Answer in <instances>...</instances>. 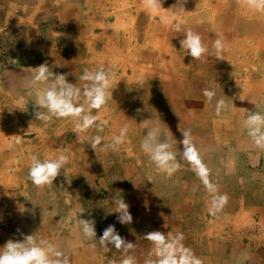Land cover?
<instances>
[{"label": "rangeland", "instance_id": "obj_1", "mask_svg": "<svg viewBox=\"0 0 264 264\" xmlns=\"http://www.w3.org/2000/svg\"><path fill=\"white\" fill-rule=\"evenodd\" d=\"M16 1L17 0H4L3 1L4 3L0 4V136L5 138V140L6 139L9 140V142L13 144H15L16 140H20V143L15 144L14 147L12 148L5 147L3 148L4 150L2 149L8 158L7 160H3L0 158V171H1L0 179L1 177L9 178L11 182L10 185L9 184H6V186L0 185V232L7 229H8L7 231L11 229H15L14 225L17 222L16 221L17 217L18 216L22 217L23 219L26 220V224H24L25 225L24 226L20 224V221H18V224L20 226L17 227V230L22 232L17 234L23 235V236H18V238L23 240L24 236L33 235V228H34L33 220L35 219V221L38 222L43 211L47 210V211L57 212V216L60 217V219H62V224H61L62 228H60L56 224L55 228L52 229L50 228L48 230L46 229L47 233L42 239L51 243L52 242V240H50L51 238L55 239V237L61 236V235H56L54 232L62 231L63 232V236H61L62 239L53 240L54 242L58 243V244L54 243V245L58 250L61 251L62 249H64V245H63L64 244L63 242H65V239H63L64 236L69 238V236L71 235L70 233H74L75 235L79 234L80 236H76L75 238H73L72 242L80 241L83 246L84 245L90 246L91 248L93 246L95 249L99 250V256H110L108 255L107 251L104 248H101L102 245L99 242V238L102 236L103 231L109 225H114L116 231L121 235L122 238L128 237L127 233L128 234L130 233V228L132 224L142 225V226L145 225L144 227H146L148 233L151 231L159 230L167 238H171L170 235H168L171 233L168 232L169 229L168 230L164 228L157 229L159 227L155 226V223L152 224L146 222V218L144 214L146 215V217L148 215L158 217L159 222H161L164 219L162 218L161 220L160 216L161 217L165 216L166 218L168 216V218H173V220L177 219V221L179 222L178 225L180 224L190 225L191 223L193 224L194 220L191 219L187 220L186 216L189 215V212L187 214H184L186 213V211L174 212V213L172 212L171 215L168 214L170 210V199H172V196L171 195L164 196L165 192H167V194H171L172 192L177 193V191L183 190L185 185H188L189 188L199 189L200 191L211 190L212 192L211 197L207 199L209 202L212 201L213 204L217 205L216 201L220 200V197L225 194L226 190H224V188L228 189L227 186L221 184H227L229 187V180L224 178L225 175L223 174V169L221 168V166L215 165L217 162L220 163L221 158H224V160H226V156L224 154V151L222 153V149L226 150L227 145L220 144L221 143L220 137L219 139L216 138L217 135H219L220 131L215 132L214 129L217 128L216 130H219L218 127H220L221 124L226 123L225 120L227 117L226 115H224V110L219 114H217V112L216 113L212 112L213 113L212 114V113H208L209 111L208 109H206L209 115L206 117V122L203 124L200 123L198 119H195L197 117L194 118L189 117L191 122L187 121L188 117L186 121H184L185 116H180V117L176 116V119L173 122L175 116H172L171 124L157 127L160 129L162 133L161 139H163L164 136L166 135L168 138L175 139V141L177 140V138H179L180 135H182L181 130L190 129L191 133L194 134L195 138L197 139L195 145L198 150L201 163L206 168V171L203 174H199V175H198V167L194 162L193 164L185 159H182L183 147H180L179 145H177V143H175L173 147V151L177 153L178 162L179 163L181 162L180 169L171 177L161 172L155 166V164L149 159L148 155L145 154L144 151L142 150L141 144L147 132L150 130L149 124L153 123L156 120L155 112L145 114L143 109L147 108L149 110L151 109L153 110L156 106V102L161 101L160 99L147 101L146 94L144 96L140 94L141 90H139V85L142 88L145 86V82L144 83L141 82L143 85L138 82L136 84V88L138 87V89L133 88L132 84L130 86L128 83L124 84L125 86L129 87L130 92L131 91L132 92L131 94L125 93V96L129 97L128 100H124L126 102V105H128L127 106L128 111L126 117L128 120V123L126 124L127 134L124 138V143L119 146L118 151H112L111 149L107 151L102 150L106 144L110 143L115 136H118L120 134L119 129H114L111 127V130L109 131L107 130V124L104 121H108V116L105 113V110L102 108L99 111L92 109L89 112V115L97 116L99 118L98 122L102 123L103 125L102 131H97L93 127V128H89L84 133H77L75 131V124L72 125L71 123H69V121L67 122V124H64L61 129V127L58 126L56 123L63 121L64 119L53 118V120L50 121L51 123L49 122L53 127V130L49 129L47 130L48 132H43L45 131L44 129L46 128L47 123L41 120L39 121L38 119L35 118L34 114L35 111L38 109H35L34 107L35 104L34 96L36 89L32 84V79H33V74L37 71L35 67L47 63L48 61L47 59L49 57L48 51L50 50L51 45L55 44V42L53 43V41L58 42L59 46L61 47V52L59 53L60 57L64 62V67H68L67 68L68 70L63 69L64 67L60 68V71H62L63 75L64 72H66L65 73L66 79L67 76L69 75H71L70 78H74V76H82L83 73L85 72L84 70H82L84 69V67H86L88 71H96L99 69H103V67L99 68L95 61L91 60L89 62L88 60H86L87 57L83 54V52L85 51V47H83L85 46L84 43L82 42L76 43L74 41L69 42L66 39L67 37L65 36H67L68 33L66 32L65 27H63L62 24H60V22H63V20H61L57 14L52 13L51 15L50 14L47 15L46 13L45 16H42L41 14H43L44 12L43 10L45 5L38 3H36L35 5L32 3L31 0V3H29L28 6H25L26 10H28L29 12L25 11V16H24L20 14V11L15 10L16 5L12 6V4L15 3ZM80 1L82 2V0ZM87 1L90 0H83V3L85 4V8H86L84 12L80 10V7H76L78 18H80V13L86 17L93 16L92 13L94 8L96 6L97 8L100 6V3H96V2H100V0H94L92 1L93 6L91 7V9H88L89 5L87 6ZM108 1L109 0H106L105 2L107 3ZM116 1L117 4H122V2H125L126 0H116ZM180 1L181 0H162V8L159 11H162L163 9H169L170 7H172L173 11L170 10V12L167 14V17L173 19L177 15L180 16L181 17L180 21L182 22V25L185 23L186 25L191 27L190 28L191 30L195 29L194 32L196 33H198L200 29L207 28L208 25L211 24L210 15L207 14L208 11L207 3L202 6L201 5L202 1L200 2V0H191L192 3L191 6L187 8L184 7L183 9L180 7L181 11L179 12L177 6H179L178 3ZM205 1L210 3V7L212 6V0L210 1L205 0ZM104 9H108V10L103 11L102 8H98V16L104 15V17L106 16L108 20L98 21V22L100 23V25L106 24L107 26L111 27L115 23V21H113V14L111 13L112 9H109L107 7H105ZM9 10H12L13 12L10 14V16H6L5 14ZM145 10L147 9L145 8ZM227 10L229 11V9ZM127 11L128 10L123 12L127 13ZM32 12H34L32 21L28 23L29 19L27 18V14L31 15ZM199 12L200 14L197 15ZM190 13L195 14L193 15V17L194 16L195 17L192 18V15ZM259 14L260 12H257L255 14L253 13L252 15L241 19L242 21L245 20V22H247L249 26L253 27L251 32H249V30L243 31L245 34H242L241 30L232 28L231 27L232 24L231 26H228L227 23H229V18L223 15V18L225 16L224 18L225 20H222L224 22V26L222 28L223 34H220L221 37L220 39L222 40L223 44L225 40L229 42L234 39L239 44H243L242 42H244L246 44L251 45L250 42L244 41V37L246 36L249 41H252L251 35L252 34L258 35L256 28L259 29L264 28V17H259ZM128 15L126 17L120 18L117 21V23L114 25V27L118 29V32L122 34H123V28L126 27L128 29L131 28L129 30H131L132 34L127 35L128 33L127 32L126 35L124 36L120 35L118 37L120 38L121 41H123L126 38L130 45L127 49H125V51L131 50V52L127 54H129L128 57L132 59L129 60V63L125 66V70L127 74H129L134 67L138 68L143 66H149L154 63L152 62L153 60L151 62L148 61L150 59L148 58L147 55L141 54V52H148V53L154 52V46L152 44L148 43L146 46L142 47L144 44L142 45L141 43V41H143V34H142V29H140V27L141 24L146 22L143 21L142 19L144 17H148L149 15L144 14V12L141 11L139 15H137L134 11L132 12L129 11ZM186 15H189L190 18L187 17ZM14 17L20 18L22 23L20 25L19 24L17 25L15 23L16 19ZM260 20L262 22L261 27L259 26V22H258ZM180 21L179 23H181ZM98 22L95 21V23L94 22L91 23V28H90L91 30L89 29V31L91 32V35L95 39L98 38L101 40L103 39V37H101L102 36L101 33L102 31H104V29L102 27H99L100 25L98 26ZM173 23L177 24L176 21H174ZM56 28L57 30H55ZM170 31L173 33V35L174 34L178 35L179 39H180L179 35L183 36V33L175 32L173 30V27H171ZM209 33H211L210 30L207 33V37H212V34L209 35ZM230 33H234L237 36L232 37ZM258 36H260L258 38L261 44L257 47L252 44L251 46L253 47L254 50H247V51L244 50L243 53L240 51L236 53L235 50L230 49V46L226 48L224 44L223 56L224 58L225 57L227 58L218 59L220 61V64H218L217 66L211 64L207 66L204 65V62L201 61L199 63L196 60V64L200 68H204V66H206L207 74L209 73L207 75L208 77L207 80L204 77H197L196 80L198 82L196 81L197 83L196 86L198 85L197 86L198 88L202 87V89L204 90L206 88L204 86L208 85L209 89L215 90V92H217L216 97L211 101L213 107L214 106L216 107L217 99L223 98L225 100V97H227L228 95L230 97H233L232 95L226 93L227 85L231 83L233 78H235V80L241 79L244 75V72L246 71V65L249 66L251 64L250 60L252 56L255 53L259 52L258 50L260 51L264 50V37H261V35ZM112 42L114 43L117 42L119 49L123 47L121 42L115 40H112ZM80 46L81 49L77 51V49ZM175 46H176V54L179 57L184 58V56L186 55L185 51L181 49L179 45H175ZM251 46H245V47L248 48ZM132 47L140 48L141 52H139L135 48L133 49ZM38 49H42L44 51L42 52L43 56L37 60H34V58L31 57V52L34 50L39 52ZM234 52L236 55L234 54ZM27 53L29 54L30 58H32L31 60L25 57L24 54ZM209 55L212 58L217 59L214 57V52L209 51ZM243 56L249 57V61L248 62L242 61ZM232 58H234V60ZM114 70L115 69H111L109 71L113 72ZM211 73H213L212 75L215 76L216 73L219 75L221 74L220 76L216 77L217 80H214V84H212L213 85L212 88L209 86L211 85L209 81L213 79L212 77H210L212 76ZM67 80L71 81L69 79ZM121 84L123 85V82ZM10 86L13 87L12 89L18 91V93L13 96H8L9 94L6 91L8 90V87L10 88ZM83 86L84 85H82V87ZM220 87L224 88V91L222 93H220V91L217 90ZM122 89L123 88H121V90ZM229 92L231 93L232 91ZM151 95L152 94H150V96ZM113 97L114 94L112 93L111 98ZM82 98L83 96L81 95V99ZM241 101H245V100H241ZM136 102L138 104H136ZM228 102L226 101V105ZM231 102L229 103L232 104L233 107H238L236 106V101L235 103L233 101ZM245 102H247L248 104L251 103L248 101ZM230 104L228 105L229 110L231 108ZM13 105H15L16 107ZM111 109H113L112 113H114V111H117V109H114L113 107H111ZM38 111L46 112V109H39ZM260 113L263 114L262 112ZM10 114L14 115V117L16 116L15 117L16 119ZM8 122H10L9 124L12 125L10 126ZM18 124H21L23 126ZM16 126L18 129L16 128ZM12 128L13 129L16 128L17 130L16 129L13 130ZM60 129L62 130V132H60L61 136L55 143L50 144L46 142V144H44V142H41L42 139L52 138L54 136L53 131L54 130L59 131ZM2 130L5 131L4 133L6 134H4ZM41 133L43 134L41 135ZM97 135H99L102 138L101 144L97 147L96 150L97 152L99 151V154L97 155L96 158H91V156H93V153L96 152L90 147V139ZM1 137L0 139H2ZM78 137H86V139L80 140L78 139ZM213 146H215V149H212L214 148ZM218 146L219 147L221 146V148H219ZM80 150L83 151L85 157L87 158L86 161L88 165L86 166H83L84 160H80L78 157H76L75 159L70 158V154H74L76 156L81 155ZM11 152H13V157L9 159V156L7 154ZM61 153L67 154L70 158L69 163L66 165L64 171L63 170L61 171V174L56 178V180H54L53 185L46 186L44 188L36 187L31 182L28 176L29 168L31 166V159L30 158L27 159V157L29 156L31 157V155L36 154L43 161L44 159L56 158ZM120 157L123 158V160ZM208 158H210L211 160ZM244 159H245V163L243 162L244 165L243 172L245 174L241 175V177H243L241 179H245V180H241V181L243 182L242 184L244 185V187H246L248 184L252 185L251 183L253 181L251 180V176L249 175V173L252 174L253 172L251 169L252 168L251 166L252 164L250 163L251 161H249L247 158ZM243 165H241L240 167H242ZM246 165L248 166L246 167ZM208 166L210 167L209 171L207 170ZM253 166L255 167V164ZM80 168L84 171L85 170L87 171L82 172ZM126 169L128 170L127 173H126ZM158 171L160 173L159 176L156 175ZM213 180L217 181L218 186L214 187L212 185L214 184ZM218 181L220 182L222 181V183L219 184ZM148 185H151L150 190H147ZM2 186H4V188L1 189ZM130 186H133L136 190L134 192L129 191ZM30 188H33V190L30 191ZM140 188H142L143 189L142 191L145 192L144 193L145 198L153 199V202L158 200L161 201L164 212L162 213L156 212L154 208H151L150 206V208L148 209H152V210H147L150 212L145 213L144 211L145 209L140 211L139 209L140 207L138 205L137 206L138 208L136 207L135 209L137 213L130 212L133 217L132 222L128 224H121L117 219L119 213L113 211L115 210L116 207L115 204L112 202L113 198L119 195L126 202V199L131 197L132 193L139 195L138 192L140 191ZM125 189H127V191L129 192L125 193ZM151 190H154L153 194L159 192L158 194L159 195L163 194L162 196L164 197L161 196L158 198L153 196V194H150ZM149 196H153V197H149ZM242 197L245 200H250L251 198L250 196L242 195L239 196L238 199ZM230 198H235V197H231V196L227 197V199ZM133 199L135 200V198ZM8 201L9 203H11V205L7 203ZM130 206L131 204L129 205V211H130ZM79 208H83L85 210V212L82 213L81 216H79V213L77 211ZM26 210L28 211V214L25 213L26 215H24V211ZM222 214H220V216H222ZM27 217H29V221ZM207 217L208 219H211L212 213L208 212ZM257 217L258 216L256 215L249 216V219L252 224V229L250 231L242 227L241 228L237 227L236 229L237 234L239 233V236H241L245 232H252L253 234L260 233L262 228ZM80 218L94 221V226L97 233L96 239L89 240L83 236L79 224ZM243 222H245V218L243 219ZM173 224L176 225L177 223L173 222ZM68 225L69 227H67ZM77 225L79 226L78 229L76 228ZM29 226H31V228H27ZM75 229L77 230L75 232H72V230ZM226 230L230 232V229H226ZM78 231L79 232L81 231V233H78ZM189 231L190 230L187 229V232ZM263 236L264 233L262 237ZM60 244H62L63 246L62 247L59 246ZM108 252L110 254L109 250ZM121 254L122 253L116 255L121 256ZM88 255L90 256V253L86 254V256ZM103 263L106 264L108 263V261H103Z\"/></svg>", "mask_w": 264, "mask_h": 264}, {"label": "bare ground", "instance_id": "obj_2", "mask_svg": "<svg viewBox=\"0 0 264 264\" xmlns=\"http://www.w3.org/2000/svg\"><path fill=\"white\" fill-rule=\"evenodd\" d=\"M201 1H202V3H201L202 6L207 3V6H208L207 14L210 15L211 24H209L207 28L200 29L198 34L202 37L203 42L208 46L209 51L214 52L213 42L216 40V38L220 39L221 38L220 34H223L222 33V28L224 26V22L222 20H225L224 19L225 16L229 18V23L230 24L227 23L228 26H231V24H232L231 27L234 28V29H237V30H241L242 34H245L243 31H248L249 30V32H251V30L253 29V27L249 26L248 23L245 22V20L242 21L241 19H243L245 17H248V16L252 15L253 13L255 14V13H257V11H254V10L250 9L249 7H247L246 5H243V4L239 3L238 0H212V6L211 7H210V3L209 2H207L205 0H200V2ZM208 1H210V0H208ZM96 3H100V2H96ZM178 4H179V6H177V9L180 12L181 11L180 7L182 9L184 7L187 8V7H190L192 3H191V0H181ZM88 5H89L88 9H91V7L93 6L92 1H87V6ZM105 7L109 8V9H112L111 13L113 14V21H115V23L111 27L107 26L106 24H102L101 25V27L104 29V31L101 33L102 34L101 37H103V39H101V40L98 39V38L95 39L91 35V32L89 31V29L91 28L92 21H87L84 17L83 18H81V17L78 18L76 7L74 8V10H70L69 8H66V10L64 12V16H65L66 20L64 19V21H63V27H65V30L68 33L67 36H65V37H67L66 39L69 42H73L74 41L76 43L77 42H82V43L85 44V46H83V47H85V51L83 52V54L87 57L86 60H88L89 62L91 60L95 61L99 68L103 67V69H105L106 71H108L111 74L112 87L114 88L112 90V93L114 94V97L110 98L108 103H107V105L102 108V109L105 110V113L108 116V121H104L107 124V130L108 131L111 130V127L114 128V129L121 130L122 128H125L126 124L128 123V120L126 118L127 117V111H128L127 110V108H128L127 106L128 105H126V102L124 100H128L129 99V97L125 96V93H130L131 94L132 91L130 92L129 87L124 85L125 83H128L129 86L132 84L133 88H136V84L138 82L140 84H142L141 82H143V83L145 82V86L144 87L141 88V86L139 85V90H141L140 94L143 95V96L146 94L147 101H152L154 99H160L161 100V101L156 102V106H155V108L153 110L152 109L149 110L147 108L143 109L145 114L146 113L155 112L156 120L153 123L149 124V126H150L149 129L150 130L153 129V128H157L158 126L171 124V117L172 116H175L174 119H173V122L176 119V116H178V117L185 116L184 117V121H186V119L188 117L187 121L191 122L189 117H191V118L197 117L195 119H198L200 121V123L203 124V123L206 122V117L209 115L208 113H212V112L216 113L217 112L216 111V107L215 106L213 107L211 102H209L207 100V98L203 95V92H204V90L206 88H208V85L205 84L206 86H204V87H206V88L204 90L202 89V87L198 88L197 87L198 85L196 86V84H197L196 83V81H197L196 78L197 77H204L207 80V78H208L207 75L209 74V73L207 74V70H206L207 67L204 66L205 69L204 68H200L196 64V60H193L187 54L184 56V58L183 57H179L176 54V46L175 45H179V47L181 48V45H180L179 41L184 38V34H183V36L179 35V37H180V39H179L178 35H176V34L173 35V33L170 31L171 27H174V25H175V23H173V22L176 21V23H179V21L181 19V17L178 16V15L175 18H173L174 21H173L172 18L167 17V14L170 12V10L173 11L172 7H170L169 9H163L162 11H159L156 14H152L150 11L145 10V8H144L145 6L143 4V0H140V1L139 0H126L125 2H122V4H117L116 0H109L107 3L105 2V5L102 8H105ZM50 9H51L52 13L56 12V8H54L53 6H50ZM227 9H229V11ZM126 10H128L127 13L126 12L124 13L123 11H126ZM129 11L130 12L134 11L137 15L140 14V11L144 12V14H148L149 15V16L147 15L149 18L148 17H144L142 19L143 21H146V22L141 24V27H140V29H142V34H143V41H141V43H142V45L144 44L142 47L146 46L148 43L152 44L154 46V52L153 53L141 52L140 48H135V47H132V48L133 49L135 48L136 50L141 52V54L147 55L148 58L150 59L148 61L151 62L153 60L152 62H154V63L152 65H149V66H143V67H138V68L134 67L130 71V73L127 74L126 70H125V66L129 63V60H132V59L129 58L128 57L129 54H127V53H130L131 50H126L125 51V49H127L130 45H129V42L127 41L126 38L123 41H121L120 38H118V37L120 35H123V36L126 35L127 32H128L127 35L132 34L131 30H129L131 28H129V29L127 27L123 28V34H122V33L118 32V29H116L114 27V25L117 23V21L120 18L126 17L129 14ZM60 14H61V12H60ZM199 14H200V12L197 15H199ZM85 15H87V14H85ZM189 15H186V16L189 17ZM191 15H192V18L195 17V16L193 17V15H195V14H191ZM223 15H225L224 18H223ZM31 16H33V15H31ZM259 17H264V13L260 12ZM165 19L171 20L172 24L165 23ZM19 20H17V22H16L17 25L18 24L20 25L22 23ZM132 20H134V19H132ZM28 21H30V20H28ZM258 22H259V26L261 27L262 26L261 20L258 21ZM60 23H62V22H60ZM99 25H100V23L98 22V26ZM182 27L185 30L191 28L188 25H186L185 23L182 25ZM256 29H257L258 35H261V37H264V28H260L261 30L259 28H256ZM55 30H57V28ZM209 30L211 32V33H209V35L212 34V37H207V33L209 32ZM142 34H141V36H142ZM230 34H231L232 37L233 36H237L234 33H230ZM62 35H63V32H62ZM258 35H254V36H256V39H257ZM95 37H96V35H95ZM112 40L121 42L123 47L121 49H119L117 42L114 43V42H112ZM244 41L245 42H250L251 45L253 44L256 47L261 44L259 41L258 42L257 41H254V42L249 41L246 36L244 37ZM54 42H55V44L51 45L50 50L48 52L49 53V57L47 59L48 61H47L46 64L49 66V68L54 73L62 74V71H60V68L64 67V62H63V60H62V58L60 57V54H59L61 52V47L59 46L58 42L53 41V43ZM64 42H63V44H64ZM242 43L243 44H239L234 39L232 41H229V42L227 40L224 41L225 47L227 48V47L230 46V49L231 50H235L236 53H238L239 51L243 53L244 50L245 51L254 50L251 45L246 44L244 42H242ZM245 46H251V47L246 48ZM80 49H81V46L77 49V51L80 50ZM211 49H213V50H211ZM18 52H19V50H18ZM135 53H136V51H135ZM234 54H235V52H234ZM24 55L29 60H31L32 58H39L40 57V53L38 51H36V50L31 52V57L32 58H30L28 53L24 54ZM243 57L244 58L242 59V61H244V62H248L249 61L248 57H246V56H243ZM232 59L234 60V58H232ZM201 61L204 62V65H207V66H209L210 64L211 65H216V66L218 64H220V61L218 59H214L211 56L209 58L202 59V60H200L198 62L200 63ZM88 64H90V63H88ZM67 68L68 67H64L63 69H67ZM108 68H109V70H111V69H115V70L113 72H110L108 70ZM82 70L85 71V70H88V69L86 67H84V69H82ZM220 70H221V68H220ZM65 73L66 72H64V75H65ZM212 74L213 73H211V75ZM220 75L216 73V76L215 75L210 76V77L213 78L211 81H209V83H211V85H209L211 88L213 87L212 84H214V80H217L216 77L220 76ZM70 76L71 75L67 76V79L71 80V81H68V82L74 84V86H76V87L82 88V85H84V83L86 82V81L80 79L81 76H74V78H70ZM246 77H247V75H246ZM122 82H123V85L121 84ZM12 88H13L12 86H10V88L8 87L9 91L8 90L6 91L9 94L8 96H13V95L18 93V91H16L15 89H12ZM121 88H123V89L121 90ZM136 89H138V87ZM217 90L220 91V93H222L224 91V88L220 87ZM150 94H152V95L150 96ZM8 100H10V99H8ZM18 103H19V101H18ZM79 103L81 104V106H83L85 108L86 114H89L90 111H88V105H87L84 97L82 99L80 97ZM157 103H158V105H157ZM136 104H138V103L136 102ZM13 106H15V105H13ZM19 107H20V105H19ZM111 107H113L114 109H117V111H114V113H112L113 109H111ZM206 109H208L209 112ZM222 110H224V109H222ZM14 111H15V109H14ZM28 114H29V112H28ZM171 114H173V115H171ZM10 115H12V114H10ZM12 116L14 117V115H12ZM6 117H7V114H6ZM10 120H11V118H10ZM68 121L72 125L79 122V121H74L72 118H67V119H64L63 121H60V122L56 123V124L58 126H60L61 129H62L63 125L67 124ZM9 123L10 122H8V124ZM50 123L47 122L46 128L44 129L45 131H43V132H48L47 130H49V129L53 130V127L51 126ZM18 125H21V124H18ZM189 125H191V124H189ZM21 126H23V125H21ZM55 127H56V125H55ZM188 127H191V126H188ZM16 128H17V126H16ZM16 128H14V129H16ZM61 129L59 131H55L56 130L55 129L53 131L54 136L52 138H50V139H42L41 142H44V144H46V142H48L50 144L55 143L61 136V134H60V132H62ZM4 132L5 131H3V133ZM4 134H6V133H4ZM42 134L43 133H41V135ZM95 134H97V133H95ZM223 134H225V133H223ZM191 135H192V139H193V141L195 143L197 139L195 138L194 134L191 133ZM219 135H220V133H219ZM225 136H226V134L224 135V137ZM221 137H222V135H221ZM1 138L2 139H0V156L3 155L4 157L2 156L0 158L3 159V160H7L8 158H7L6 154L3 152V150H4L3 148L8 147V145H10V144H12L13 147H14L15 144L9 142V140H7V139L5 140V138H3V137H1ZM182 139H183L182 135H180L179 138H177V140H176L177 145H179V146L182 145V143H181ZM213 147H215V146H213ZM100 152H101V150H100ZM11 153H12V155H11ZM11 153L7 154L9 156V159L11 157H13V152H11ZM80 153H81V155H79V156H76L74 154H70V158L71 159H75L76 157H78L80 160H84L83 161V166L88 165L87 161H86L87 158L85 157V154L83 153V151H81ZM98 154H99V151L97 152V154L93 153V156H91V158H96ZM119 155H121V154H119ZM86 156H89V155H86ZM28 158H30V156L27 157V159ZM121 159L123 160V158H121ZM191 163H193V162H191ZM193 164H191V165H193ZM81 171L83 172L84 170L81 169ZM85 171H87V170H85ZM127 172H128V170L126 169V173ZM183 172H184V170H183ZM165 178H167V177H165ZM168 182H170V181H168ZM6 184H9V185L11 184L10 179L1 177L0 185H5L6 186ZM2 188H4V186H2L1 189ZM32 190H33V188H30V191H32ZM175 190H176V188H175ZM141 198H142V196H140V197L138 196L134 200V202H136V203H134L133 202V198L129 197V198L126 199V203L131 204V207L135 206V205L138 206L139 205L138 202H139V200ZM7 203H9V201ZM175 203H176V201H174V203H172L168 214H170V215L172 214V210L171 209L173 208V206H175ZM9 204L11 205V203H9ZM261 205L264 206V204H259L258 207H260ZM111 210H113V209H111ZM162 218H164L163 219V223L164 224H167V223L173 224V222L174 223H179L177 221H174L172 218H168V216H167V218L165 216L162 217ZM39 219H40L39 220L40 225L35 226V228L33 230V235H34V238H35L36 241H40L43 238V236L47 233V231L45 230L47 227L51 228V229L55 228L56 227L55 225L57 224V221H58L59 218L57 217L56 212L53 214L52 211H47L46 210V211H43V213L41 214V217ZM214 220H216V219H214ZM17 221H20V224H21L22 221L24 223L26 222L25 219H23L22 217H19V216L17 217ZM214 223H216V221ZM261 223L263 224L262 221H261ZM195 229H196V226H195ZM76 230L77 229L72 230V232H75ZM54 233L56 235L63 236V232L62 231H55ZM78 233H81V231L80 232L78 231ZM263 233L264 232L260 233V235L262 236ZM70 234L71 235L69 237H70L71 240H73V238H75L76 236H80L79 234H77V235H75L74 233H70ZM61 236H57V237H55V239L51 238L52 242H53V243L52 242L51 243L54 244L53 240H61L62 239ZM56 244H58V243H56ZM59 246L62 247L63 245L60 244ZM62 250H64V249H62ZM78 250H80V249L77 248V251ZM198 250H199V248H198ZM258 252H259V254L264 255V245H260L259 246ZM89 253H90V251L88 252V254ZM212 253L214 254V252H212ZM91 255L92 254H90V256ZM72 257L74 259L70 260V264H87V263L91 264L93 262H95L96 264H104L102 260H98L97 261V259H95V258L93 260L89 256H87V257L90 258V260H88L89 262H87V261L83 262L81 259L79 260V256H72ZM117 264H120V262H117Z\"/></svg>", "mask_w": 264, "mask_h": 264}, {"label": "crops", "instance_id": "obj_3", "mask_svg": "<svg viewBox=\"0 0 264 264\" xmlns=\"http://www.w3.org/2000/svg\"><path fill=\"white\" fill-rule=\"evenodd\" d=\"M3 1L4 0H0V4H3L4 3ZM35 1L36 0L34 1L32 0V3L35 5L36 3L45 5L43 10L45 13L43 12L42 16H45L46 13L47 15L49 14L51 15L52 12L50 6H53L54 8H56V12H54V14H57L59 18L63 21L65 19L64 12L66 8H69L70 10H74L75 7H80V10L82 12L86 10L83 0L82 2L80 0H38L36 2ZM90 1H94V0H90ZM105 1L106 0H100V6L98 8H102L105 5ZM29 3H31V0H17L15 3L12 4V6L16 5L15 10L20 11V14L25 16V11H28L26 10L25 6H28ZM98 8L97 6L94 8L92 13L93 16L86 17L80 13V17L82 18L83 16L86 20L89 21L92 20V23L93 22L95 23V21L98 22V21L108 20V18H106V16L104 17V15L98 16ZM12 10L7 11L5 15L10 16V14L13 12ZM102 10L104 11L108 9L102 8ZM31 15H34V12H32ZM31 15L27 14V18L30 20L28 21V23L32 21L33 16ZM15 19H16L15 20L16 23L17 20H19L20 18L16 17ZM19 21L22 22L21 19ZM60 24H62L63 26V22ZM99 27H101V25ZM258 37L256 39V36L252 34L251 35L252 42L254 41L258 42L259 41ZM38 50L40 53L39 58H41L43 56L42 52L44 51L42 49H38ZM258 51L259 52L255 53L252 56L250 60L251 64L249 66L246 65V71L244 72L243 77L239 80L237 79L235 80V78H233L231 83L227 85L226 93L232 95L233 97H230L228 95L227 97H225V101L227 102L233 101L234 103L236 101V106L238 107H233L232 105L233 103L231 102L232 104H230L228 102L227 107L224 109V115H226L227 117L225 120L226 123L221 124L220 127L217 126L219 130H216L217 128H214L215 132L220 131L219 132L220 135L219 136L217 135L216 137L217 139H219L220 137V142H221L220 144L227 145L226 150L222 149V153L224 151L226 160H224V158H221L220 163L217 162L215 165L221 166V168L223 169V174L225 175L224 178L229 180V187L227 184H221L227 186L228 188V189L224 188V190H226L224 195H226L227 197L231 196L235 198L227 199L226 204H222L221 200H217V201L215 200L217 202L216 205L213 204L212 201L209 202L207 199L211 197L212 194L211 190L200 191L199 189L189 188L188 185H185L183 190L177 191V193L172 192L171 194H167V192H165L164 196H169V195L172 196V199H170V207L172 203L176 201L175 206H173V208L171 209L173 213L186 211V213L184 214H187L189 212L188 216L184 214L182 215L186 216L187 219L194 220L193 225L192 224L178 225V223L176 225L171 223L164 224L161 216L160 218L162 221L158 222L159 221L158 217L150 216L148 214H147L148 216L146 217V215L144 214L147 223H152V224L155 223V226L159 227L157 229H162V228L167 230L169 229L168 232L171 233L168 235H170L171 238L174 237L177 233H183L184 240L182 241V243L184 247L190 249L191 252L194 253L196 257L202 260L203 264H264V255H261L258 252L259 246L264 245V236L263 237L260 236V233L264 232V209H263L264 206L261 205L260 207H258L259 204H264V150H261L255 146L252 138L249 135H247L248 130L244 126V120L246 119V116L249 113L262 112L264 114V50L261 51L258 50ZM39 58H34V60H37ZM243 58L244 57H242V59ZM246 75H248V78L246 77ZM229 91L232 92L230 93ZM246 95H248L249 97ZM240 96L245 97L244 100L251 103L248 104L245 101H241ZM229 104L231 105L230 110L228 108ZM223 133L226 134L225 137H224L225 134ZM180 147H183V145H181ZM219 148H221V146ZM212 149H215V147ZM244 158H247L249 161H251L250 163L252 165L251 164L250 165L252 166L251 169L253 172L252 174L249 173V175L251 176V180L253 181V182L251 181L252 185L248 184L246 187H244V185L242 184L243 182L241 181V180H245V179H241L243 178L241 177V175L245 174L243 172L244 171L243 162L245 163ZM254 164L255 167L253 166ZM241 165H243L242 166L243 168L240 167ZM247 166L248 165H246V167ZM209 168L210 167L208 166L207 168L208 171ZM156 175L157 176L160 175L159 171L157 172ZM218 182L219 184L222 183V181L221 182L218 181ZM213 183L214 184L212 185L214 187L218 186L217 181L213 180ZM150 189H151V185H148L147 190ZM135 190L136 189L133 186H130L129 191L134 192ZM142 190L143 189L140 188V191L138 192L139 195L135 193L131 194V197L135 199L138 196L139 197L142 196V198L138 202L140 211L145 209L144 210L145 213L150 212L147 210H152V209H148L151 206V208H154L156 212L159 213L164 212L161 201L158 200L153 202V199L145 198L144 196L145 192H143ZM129 191L125 189V193H128ZM153 193L154 190H151L150 194ZM158 193L156 192L155 194H153V196L159 198L163 195V194L159 195ZM242 195L243 196L247 195L250 196L251 198L250 200H245L243 197L238 199V197ZM153 196H149V197H153ZM136 207L137 205L132 207L130 206V212L137 213L135 211ZM208 212H211L213 214L211 219H208L207 217ZM25 213L28 214V211L27 210L24 211V215H26ZM54 213L55 212H53V214ZM220 214H222V216H219ZM251 215L258 216L257 218L262 228L260 233L253 234L252 232H245L243 233V235H241L243 237L239 236V233L237 234L236 231L237 227L248 229V231L252 229V224L249 219V216ZM58 218L59 219L57 221V225L60 228H62L61 225L62 219H60V217ZM244 218H245V222H243ZM27 219L29 221V217H27ZM174 221H177V219H174ZM215 221L216 223H214ZM261 221L263 222V224L261 223ZM22 222H21L22 225L26 224V222L25 223ZM33 224H34V228L35 226L40 225L39 221L36 222L35 219L33 220ZM18 226L20 225L18 224L17 221L14 225L15 229H11L9 231H7L8 230L7 229L0 232V251L3 250L4 244L10 239L22 241L20 238H18V236H23L21 234H17L22 232L17 230ZM144 226L145 225L143 226L136 224L131 225L130 233L129 234L127 233L128 237L127 238L124 237L127 242H131L134 244L133 249L130 250V252L128 253H125L123 250H116L112 245H110L108 246L109 248H105L103 246L101 247L104 248L107 251L108 255L110 256H99V250L95 249L93 246L92 248L90 246H85V245L83 246L80 241L72 242L70 237L67 238L66 236H64L63 238L65 239V242H63L64 251L63 250L62 251L65 255L69 257L70 260L74 259L72 256H79V260L81 259L83 262L84 261L89 262L88 260H90V258H92L93 260L95 258L97 259V261L98 260L108 261V263L106 264H110V263L117 264V262H121V260L126 255H132L133 257H135L136 264H158V257L156 256L155 246L144 237L148 233L146 227ZM195 226L197 230L195 229ZM67 227H69V225ZM78 227L79 226L77 225L76 228L78 229ZM27 228H31V226ZM46 229H50V228L47 227ZM187 229H189L190 231L187 232ZM226 229H230L231 233ZM54 243L56 244V242ZM197 247L199 248V250ZM77 248H79L80 250L77 251ZM108 250L110 251V254ZM89 251L90 254H92L91 256L88 255L90 258L86 256V254H88ZM212 252H214V254ZM120 253H122L121 256L116 255ZM91 264H96V263L93 262Z\"/></svg>", "mask_w": 264, "mask_h": 264}, {"label": "clouds", "instance_id": "obj_4", "mask_svg": "<svg viewBox=\"0 0 264 264\" xmlns=\"http://www.w3.org/2000/svg\"><path fill=\"white\" fill-rule=\"evenodd\" d=\"M239 3L246 5L250 9L264 13V0H238ZM145 8L152 14H156L162 8V0H143ZM165 23L171 24V20L165 19ZM173 30L177 33H183L181 39V48L185 50L193 60L200 61L209 58V48L203 42L202 37L191 30H185L182 22L174 25ZM214 57L225 59L223 56L224 44L221 39L213 42ZM37 71L33 74L32 84L35 87V109H46V112L35 111V118L44 122H50L55 119L72 118L79 121L75 124L77 133H84L89 128H95L97 131L103 130L102 123H99L97 116L86 114V110L80 105L81 95L85 98L88 105V111L95 109L99 111L105 107L112 97L111 74L99 69L96 71L85 70L80 79L86 81L82 88L74 86L68 82L65 75L54 73L47 64H41L35 67ZM203 95L211 102L216 97V92L206 88ZM244 100L245 97H241ZM227 107L223 98L216 100V111L220 113ZM244 126L248 130V135L252 138L255 146L264 150V114L259 112L249 113L244 120ZM183 139L182 159L194 162L198 167V175L206 171L201 163L198 150L192 139L190 129L181 130ZM127 134V128H122L120 134L115 136L112 141L104 146L102 150L118 151L119 146L124 143ZM159 128L149 130L142 141L141 148L155 166L167 176H173L179 169L180 163L177 159V153L172 149L176 143L175 139L168 138L166 135L161 139ZM83 140L86 137H78ZM102 138L97 135L90 139V147L97 153V147L101 144ZM16 140L15 144H19ZM12 148L13 145H8ZM31 166L28 176L31 182L38 188L53 185L54 180L61 174L69 163V156L61 153L53 159H44L33 154L30 157ZM221 203H227V196L220 197ZM115 204L114 212L119 213L117 219L121 224L132 222V215L129 211V205L125 200L117 195L112 201ZM79 216L85 212L83 208L78 210ZM82 234L86 239L93 240L97 238L94 221L80 218L79 221ZM145 239L150 241L156 250L158 264H203L202 260L195 256L190 249L184 247L183 233H177L172 238H167L161 231H151L147 233ZM100 244L109 248L112 245L116 250H123L125 253L133 249L134 244L127 242L116 231L114 225H109L99 238ZM0 264H70V259L56 246L44 239L37 242L33 235H26L23 240H8L3 250L0 251ZM120 264H136L135 257L126 255Z\"/></svg>", "mask_w": 264, "mask_h": 264}]
</instances>
